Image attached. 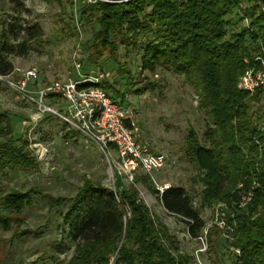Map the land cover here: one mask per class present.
Returning a JSON list of instances; mask_svg holds the SVG:
<instances>
[{"label":"trees","instance_id":"trees-1","mask_svg":"<svg viewBox=\"0 0 264 264\" xmlns=\"http://www.w3.org/2000/svg\"><path fill=\"white\" fill-rule=\"evenodd\" d=\"M83 2L82 24L91 23V14L94 17L86 47L92 52L81 58L84 72L105 70L101 63L105 50L119 64L120 47L133 48L143 70L163 69L182 75L195 87L207 123L203 140L190 131L185 157L195 165L203 184V204L222 206L225 244L240 251H234L232 264H264V104H260L264 88L252 93L238 87L245 69L258 56L264 58V0ZM233 15L247 24L230 33ZM9 16L12 19L0 35L1 76L12 74L16 68L11 57L28 53V42L39 38L36 25L24 26L14 15ZM125 72L134 78L129 70ZM104 80L101 87L106 93L115 91L125 97ZM37 164L28 138L16 135L11 114L0 111V179L8 172L29 171ZM149 189L167 212L187 224L191 237L201 236L205 222L183 186L172 185L161 194L153 185ZM34 194L40 192L14 190L0 196V208L7 210L0 212V223L31 204ZM43 198L53 201L50 195ZM54 201L69 203L62 216L63 226L76 243L73 257L60 264L190 261L177 254L172 236L135 189L121 183L112 189L85 180L74 197Z\"/></svg>","mask_w":264,"mask_h":264},{"label":"rangeland","instance_id":"rangeland-1","mask_svg":"<svg viewBox=\"0 0 264 264\" xmlns=\"http://www.w3.org/2000/svg\"><path fill=\"white\" fill-rule=\"evenodd\" d=\"M83 5V0H0V35L3 26L12 19L9 15H14L24 26L36 25L39 38L28 42V53L11 57L15 68L38 71L39 80L28 84L30 90L76 75L75 61H81L92 52L86 47L92 37L94 17L91 14V23L82 24ZM232 22L230 33L247 24V20L240 21L235 15ZM108 51L105 50L101 59L105 69L101 71L105 73L103 79L125 97L122 99L115 91L110 95L129 110L137 138L153 152L166 156L165 167L156 171L153 179L158 185H179L186 189L205 222L201 236L191 237L187 224L167 212L149 189L151 185L157 187L149 175L140 169L119 174V165H111L97 145L71 130L61 118L40 113L34 101L0 80V111L11 114L14 133L28 138L38 163L29 171L17 170L2 176L0 196L14 190L40 192L33 195L31 204L10 213L11 220L0 223V264L68 262L76 249L62 220L69 203H58L54 199L74 197L85 180L100 182L112 189L119 183L135 189L172 236L177 254L190 258L188 264H232L234 249L225 244L227 233L220 221L222 206L203 204V184L198 181L195 165L185 157L190 131L194 130L203 140L206 129L207 116L200 107L199 93L185 76L163 69L143 70L133 48L120 47L119 64L108 57ZM127 70L133 79L129 78ZM7 77L19 80L15 71ZM260 104H264V95ZM257 107L254 104V109ZM45 195L53 196V201L44 199ZM0 212L7 210L0 208Z\"/></svg>","mask_w":264,"mask_h":264},{"label":"built area","instance_id":"built-area-1","mask_svg":"<svg viewBox=\"0 0 264 264\" xmlns=\"http://www.w3.org/2000/svg\"><path fill=\"white\" fill-rule=\"evenodd\" d=\"M85 1L90 3L98 0ZM74 70L76 75L39 86L35 91L28 87L30 82L36 83L39 80V73L34 68L17 67L15 72L19 75L18 81L1 75L0 80L34 101L40 113L61 118L71 130L79 132L97 145L111 165H119V174L140 169L153 179V174L165 167L166 156L153 152L137 138L129 110L101 87L104 72H84L82 63L78 60L75 61ZM239 87L252 93L264 88L263 57L258 56L253 65L245 69L240 77ZM155 184L160 194L170 187ZM220 221L225 227L223 218ZM234 251L237 254L240 252L239 249Z\"/></svg>","mask_w":264,"mask_h":264}]
</instances>
